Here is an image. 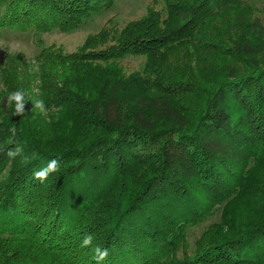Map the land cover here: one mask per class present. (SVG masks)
Segmentation results:
<instances>
[{
    "label": "trees",
    "instance_id": "1",
    "mask_svg": "<svg viewBox=\"0 0 264 264\" xmlns=\"http://www.w3.org/2000/svg\"><path fill=\"white\" fill-rule=\"evenodd\" d=\"M116 1L0 0V38L70 33ZM26 62L8 55L0 82H41L46 116L0 103V264H96V247L101 264H264V0H150Z\"/></svg>",
    "mask_w": 264,
    "mask_h": 264
},
{
    "label": "rangeland",
    "instance_id": "2",
    "mask_svg": "<svg viewBox=\"0 0 264 264\" xmlns=\"http://www.w3.org/2000/svg\"><path fill=\"white\" fill-rule=\"evenodd\" d=\"M149 1L150 0H117L110 9L93 16L87 20L82 27H79L70 33H61L58 30H53L51 32L35 36L31 31H3L0 41L4 42V49H0V65L5 62L8 55L16 56L18 54H22L27 61L26 63L33 66L32 70L36 72L37 67L35 57L43 46L46 47L51 44H55L62 47L65 52L73 53L83 45L88 35L99 31L101 26L109 18L117 19L120 26H123L129 21L139 19L145 14V7ZM199 54L200 52H191L190 58L196 60V57ZM175 58L177 60V57L172 56L168 59V62L174 63L173 60ZM143 61L144 59L141 58H127L125 61H123V64H125L127 68L129 67L128 70L136 71L142 66ZM195 63L192 66V69L194 70V74H198L200 72L199 67L201 63L197 66H195ZM17 84L19 85L17 86V90H25L27 95L26 100H31V103L29 104L31 109H33V111L38 110L33 107L35 101H33L32 98L36 96V98H40V89L42 87L41 82H17ZM15 87H10L9 91L3 85V83L0 82V103L5 96H8L12 92L16 91ZM41 116H46V112H40V117ZM218 217L219 214H216L200 225L190 229L189 242L192 243L200 235L208 223L212 221H218Z\"/></svg>",
    "mask_w": 264,
    "mask_h": 264
},
{
    "label": "clouds",
    "instance_id": "3",
    "mask_svg": "<svg viewBox=\"0 0 264 264\" xmlns=\"http://www.w3.org/2000/svg\"><path fill=\"white\" fill-rule=\"evenodd\" d=\"M0 49H4V42L0 41ZM7 102L9 104H14V114L17 116H23L25 114V105H26V92L23 89H18L11 94L7 96ZM34 108L39 109L41 113H44L46 111L44 102L42 100H36L34 105ZM16 128L12 127L9 128V132L11 133V136L14 138L16 135ZM7 156L9 158H15L16 156L21 157V162L23 164H29L33 160L37 158L36 153H32L31 156L23 155L22 149L20 147H16L14 149H9L7 151ZM59 162L56 159H52L48 162L47 166L43 169H40L39 171L35 172L34 178L39 180L40 182H43L47 179L48 175L50 173L58 171ZM93 237L91 235H85L81 242V247H88L92 243ZM95 252V259L96 264H101L102 261L106 260L108 256V249L104 248L101 249L100 247H96L94 249Z\"/></svg>",
    "mask_w": 264,
    "mask_h": 264
}]
</instances>
